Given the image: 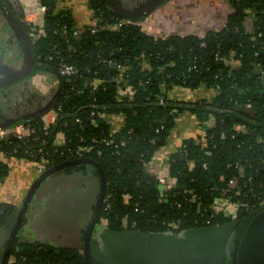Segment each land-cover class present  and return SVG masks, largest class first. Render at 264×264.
<instances>
[{
  "label": "trees",
  "instance_id": "obj_1",
  "mask_svg": "<svg viewBox=\"0 0 264 264\" xmlns=\"http://www.w3.org/2000/svg\"><path fill=\"white\" fill-rule=\"evenodd\" d=\"M89 1L94 17H100L103 23L112 22L111 18L118 15L109 9L106 0ZM40 2L47 11L45 34L36 46L39 61L54 66L63 56L79 66L81 73L72 80L65 78L60 99L63 114L49 132L43 130L41 119L27 123L36 133L28 138L9 135L0 139V151L29 160L45 156L49 160L46 170L64 165L55 172L82 165L75 163L78 159L95 162L104 183L98 222L105 219L117 231L179 232L226 224L231 218L216 212L214 202L228 187L229 180L236 179L244 187L240 196L232 198L252 207L239 212L237 249L251 219L264 209L258 206V197L264 194V0H230L231 13L225 26L204 36H156L148 34L141 25L130 24L118 30L83 28L79 38L72 36L76 21L69 10L59 9L57 0ZM253 13L250 31L247 21ZM64 25L68 26L67 36L61 34ZM231 58L240 62L237 69L227 63ZM104 59L127 68L125 82L116 81L119 72ZM145 62L149 68L144 67ZM193 65L197 68L190 72ZM257 65L261 71L255 76ZM95 74L101 83L93 92L84 82ZM163 85H206L215 87L218 94L211 102L174 101L168 98ZM129 86L134 92L132 97L124 95ZM163 96L165 102L160 104ZM211 105L218 109L210 108ZM187 110L202 125L210 116L215 117L216 123L206 131L205 147L189 139L172 154L169 172L177 185L168 192L167 200H161L157 180L146 171L144 162L167 142L176 117ZM99 113H120L125 116V125L112 134ZM60 132L70 138L71 146L80 144L83 137L85 144H94L95 148L85 157L70 156L65 148L53 145ZM111 138L113 143L108 145L106 141ZM7 174V165L0 161V181ZM191 191L199 197L197 203L189 201ZM108 204L110 208L106 210ZM14 209L11 204L0 205V228ZM125 216L129 220L127 228L122 221ZM132 222H136L134 228ZM171 222H175V228ZM10 255L15 257V264H90L71 249L21 242L17 237Z\"/></svg>",
  "mask_w": 264,
  "mask_h": 264
},
{
  "label": "crops",
  "instance_id": "obj_2",
  "mask_svg": "<svg viewBox=\"0 0 264 264\" xmlns=\"http://www.w3.org/2000/svg\"><path fill=\"white\" fill-rule=\"evenodd\" d=\"M24 4H35L37 0H13ZM62 9L69 10L76 24L88 26L93 24L94 11L89 0H57ZM124 3L138 4V0H122ZM231 13L230 0H168L157 11L143 20V26L148 34L156 36H168L174 34H196L205 35L212 30H219L226 24L227 17ZM23 56L16 40L6 23L0 20V63L18 68L23 64ZM232 63L236 64L233 60ZM261 71V70H258ZM23 83V82H22ZM20 83V85H22ZM51 89V88H50ZM50 90H43L42 95ZM172 99L188 102L201 100L211 101L218 91L214 87L201 85L198 87H187L172 85L168 88ZM0 93V121L8 120L15 115L10 112L12 97ZM250 108V107H248ZM107 121L113 130H119L124 122L120 113H108ZM215 118H211L206 125L200 124L197 116L187 110L179 114L171 130L167 142L158 148L151 159L145 164V169L153 176L167 177L169 173V162L172 154L178 152L185 140L194 139L199 144L203 129L206 126L215 125ZM205 146V145H204ZM183 153V152H182ZM3 162L8 167V174L0 181V205L11 204L16 208L25 206L24 216L18 228L17 239L21 242L32 244H45L50 247L68 248L85 257L86 230L84 229L85 218L77 216L71 205L81 206L84 195L87 197L90 183L86 179L68 180L69 173L66 171L45 173L33 162L26 158L8 157ZM170 174V173H169ZM85 181V183H84ZM88 183V184H87ZM76 200L73 201L74 197ZM80 196L82 197L80 202ZM77 198H79L77 200ZM78 203V204H74ZM81 208V207H80ZM98 225H94L91 237L101 232ZM104 225V224H103ZM6 231L0 233V246L4 240ZM192 240L193 237H186ZM159 245L168 244L167 247H175L179 240L169 243L160 241ZM149 248H155V243H148ZM91 246V244H90ZM166 248V247H165ZM96 244L92 243L91 253H98ZM175 251L167 258L168 264L174 262ZM163 263V262H162Z\"/></svg>",
  "mask_w": 264,
  "mask_h": 264
},
{
  "label": "water",
  "instance_id": "obj_3",
  "mask_svg": "<svg viewBox=\"0 0 264 264\" xmlns=\"http://www.w3.org/2000/svg\"><path fill=\"white\" fill-rule=\"evenodd\" d=\"M106 1L108 7L116 14L132 21L141 22L168 0H145L142 4L133 7H127L122 0ZM0 16L9 26L24 59L22 66L18 68H10L0 63V92L26 81L38 72L51 74L58 81L57 88L46 103L25 115L0 121V129H10L39 120L54 108L64 94L65 78L58 67L38 61L36 46L40 42V38L33 40L28 31V25L19 16L11 0H0ZM256 69L260 70L261 66L257 65ZM254 75L258 76L260 72L256 71ZM181 157H184V153H181ZM75 163H82V167H86L90 173H99V165H96L92 160L83 158L76 160ZM63 166L47 170L45 173L52 174ZM27 202H25V206ZM25 206L23 209L16 208L8 216L5 226L0 228V233L6 231L0 246V264H8L11 244L17 237L18 228L27 207ZM240 223L241 219L237 218L222 225L183 229L179 232H142L131 229L117 231L108 225L101 224L99 225L101 232L95 233L91 237L94 229V222H92L89 226L87 224L83 226L87 231L85 258L90 264H168L165 256L168 254V258L175 251L173 259L176 264H264V209L251 219L242 233L237 249H235L237 228ZM188 236L193 237L191 241L187 240ZM157 239L166 243L175 239L179 241L184 239V242H179L172 248L167 247L168 244L159 245ZM94 242L99 251L96 255L91 253ZM148 243H155L153 246H158L149 248Z\"/></svg>",
  "mask_w": 264,
  "mask_h": 264
},
{
  "label": "built area",
  "instance_id": "obj_4",
  "mask_svg": "<svg viewBox=\"0 0 264 264\" xmlns=\"http://www.w3.org/2000/svg\"><path fill=\"white\" fill-rule=\"evenodd\" d=\"M57 4H58V1H57ZM58 8L62 9L59 5H58ZM24 10H25L24 19L27 21V23L32 24V26H33L31 35L33 37H36V38H41L45 34V28L44 27H45V15H46L47 7L45 5H43L40 2V0H37V2L35 4H27L24 7ZM253 16H254V13L252 15H250V17L247 21L248 22V29L250 31L253 30V23H254V17ZM111 19H112V22H110V23L107 22L108 24L103 23V20L98 16L94 17L93 24H90L88 26H79L78 24L75 23V26H73V28H72V36H73V38H79L83 28L85 29L87 27H90L92 29V31H96L98 28H108V29H112V30H118V29L122 28L123 26H127L130 24L141 25L144 28L143 21H141V22L132 21V20L123 18L120 15L113 16ZM61 34L65 35V36L69 35V30H68L67 25L63 26V28L61 29ZM200 36H204V35H200ZM50 59H52V57H49V60ZM233 60L234 59H232V58L228 59L227 63L230 64L233 69H237L239 67L240 62L238 60H234L236 62V64H234V63H232ZM103 62L106 63L107 65L113 66L115 68V70H117V72H119V75L117 76V79H116L117 82H119V83L125 82L124 78H125V74L127 73L126 67H124L121 63H113L110 59H104ZM56 66L58 67V69L60 70V72L64 76V78H67L68 80H72L73 78H75L76 76H78L81 73V68L79 66H76L74 64L69 63L63 56L58 57ZM144 67L149 68L147 62L144 63ZM196 68H197L196 65H193L192 67L189 68V71L191 72ZM55 81H56V85H57L58 81L56 79H55ZM100 83H101L100 78L95 74L94 76H89V77L85 78L84 85H85V87L90 88L91 91L94 92L99 88ZM162 87H163V90L166 92V95L168 96L169 99L174 100V101H180V100L172 99L170 97L169 92H168L169 87H167L166 85H163ZM133 94H134V92L131 89V86H129L127 88L126 92L124 93V95L130 96V97H132ZM211 101H209V102H211ZM164 102H165V96L160 98V104H164ZM186 102H188V101H186ZM59 104H60V101L54 108L49 110L41 118V120L43 122V130L46 133L50 131L52 126H54L56 124V122L59 120V118L63 114V106L61 104L60 105ZM248 107L251 108V105H249ZM210 108L218 109L215 105L214 106L211 105ZM92 115H94V113H92ZM99 115L107 121V117H106L107 114L99 113ZM123 117H124V122H123L122 127L125 125V116L123 115ZM211 118H215V117L210 116L209 120ZM215 122H216V120H215ZM121 128L119 130L111 129V133L116 134L117 132H119L121 130ZM208 128H209V126L204 127L203 134L200 137V143L199 144L202 147H205L207 144V139H206L205 135H206V131ZM35 133H36V130L31 126H28L25 124L24 125H18L16 127L10 128V129H0V139L6 138L9 135H11L17 139L28 138ZM94 141L95 140H93L92 142H94ZM80 142H81L80 144H77L75 146H71L70 145V143H71L70 138H68L63 132H60L55 136V139L53 140V145L59 149L65 148V150L68 152V154L70 156H74V157H78V158L85 157L87 154L91 153V151L95 148L94 144H90V145L85 144V140L83 137L80 138ZM106 142L108 145H110L113 143V139L111 138V139L107 140ZM124 144H125V141H122L121 145H124ZM97 153L100 154V151ZM8 157H13V153L10 151H7V150L6 151H3V150L0 151V161H3ZM31 161L40 170H45L48 163H49L48 158H46L45 156H42L39 160H31ZM144 163L146 164L147 161ZM145 164H144V167H145ZM169 164H170V162H169ZM204 167H207L206 164L204 165ZM191 169H193V166H191ZM169 173H168L167 177L155 176V178L157 180L156 181L157 187L159 189L158 196L161 200H167L168 192L174 190L176 185H177L176 180L173 177H171V175ZM252 179H253V177L251 176L248 178V181L251 182ZM243 187L239 184L238 180L230 179L228 187L226 189L222 190L220 196L217 197V199L214 202L215 211L218 213H222L226 217L231 218V221L238 218V215H239V212L241 211V209H244L246 211L247 210L250 211L252 207H250L248 204L243 203L241 201H235L232 198L233 196H240L242 193ZM190 193H191V197L189 198V201L192 203H197V201L199 200V197L197 196V194L194 191H191ZM229 193H231L232 195H229ZM253 195L255 196V193H253ZM258 206L259 207L264 206V194L261 195L260 197H258ZM109 208H110V205L108 204L106 206V210H108ZM122 221H123V226L125 228H127L128 224H129V220L127 219V216H125L122 219ZM101 223L104 225H108V222L105 219H102ZM135 226H136V222H132L131 227L134 228ZM170 226L172 228H175L176 227L175 222H171ZM167 231H173V230L168 229ZM15 262H16L15 257L11 256L9 264H15Z\"/></svg>",
  "mask_w": 264,
  "mask_h": 264
},
{
  "label": "flooded vegetation",
  "instance_id": "obj_5",
  "mask_svg": "<svg viewBox=\"0 0 264 264\" xmlns=\"http://www.w3.org/2000/svg\"><path fill=\"white\" fill-rule=\"evenodd\" d=\"M11 1L13 3L14 7L18 9L19 16L28 25V27H29L28 31L30 32V35H31L33 26H32V24L27 23V21L24 19V14H25L24 7L27 4L21 5V2H19V1H13V0H11ZM138 1H139L138 4L136 3L133 5L132 4L131 5L126 4L123 1L122 2L127 7H133V6L142 4L145 0H138ZM110 10H112V9H110ZM0 20H1V16H0ZM6 27L10 30V28L7 24H6ZM10 32H11V30H10ZM32 38H33V40L37 39L36 37H33V36H32ZM38 61H39V59H38ZM39 62L45 63V62H41V61H39ZM45 64H47V63H45ZM54 66L57 67L56 65H54ZM7 67H10V66H7ZM10 68H12V67H10ZM38 73L42 74L41 72H38ZM38 73H36V74H38ZM34 76L26 80V81H28V83L25 86H24L25 81H23L24 83H22V85H20V83L15 84V85L10 86L9 88L5 89L4 91L0 92L1 94L5 95V96H6V93L10 94L12 96L9 98V100H12L11 106L9 107V109H11L10 112H13V115H15V116H20L19 114L25 115V114L31 112L32 110L38 108L40 106V105H38L39 102H41L42 100H45L43 102L46 103L50 99L51 95L54 93L55 89L57 88L55 77L53 76L52 79H50L49 76H46L43 83L46 85L51 84L48 88V90H50V91L49 92L47 91V93H46L47 96L42 95L40 93L42 91L38 90L36 83L34 84ZM22 98H23V101H22ZM62 171H66V173L70 174L69 177L67 178L68 180H73V179L77 180L78 178H80V180L86 179L85 181L90 183V187L88 188V192H87L88 195H87V197L84 195V197H85L83 199L84 202H82L81 206L71 205L72 209L74 207L73 211L76 210L77 216L80 217V209H81V211H82L81 215H83L85 217L83 219L84 224H87L88 226L92 222H94V225H98V223L102 224L101 222H98L99 212L97 211L99 209V206H101L102 203H104V199H102V193L104 191L103 190L104 183H103V180H102L100 174L97 172L90 173L87 171V168L86 167L83 168L82 165H78L76 167H69V168H66V169L58 171V172H62ZM85 181H84V183H85ZM76 197L77 196L74 197L73 201L76 200ZM78 199L79 198H77V200ZM81 199H82V197L80 196V202H81ZM74 204H78V203H74ZM86 233H87V231H86ZM10 257H11V255H10ZM9 261H10V258H9ZM9 261H8V264H9Z\"/></svg>",
  "mask_w": 264,
  "mask_h": 264
},
{
  "label": "rangeland",
  "instance_id": "obj_6",
  "mask_svg": "<svg viewBox=\"0 0 264 264\" xmlns=\"http://www.w3.org/2000/svg\"><path fill=\"white\" fill-rule=\"evenodd\" d=\"M25 1V0H24ZM157 11V10H156ZM155 11V12H156ZM154 12V13H155ZM149 18V17H148ZM46 76H49L50 77V79H52V77H53V75H51V74H40V73H38V74H36L35 76H34V84L36 83V85H37V87H38V90H40V91H43V90H48V88H49V86L51 85V84H49V85H46V84H44L43 83V81H44V79H45V77ZM27 84V83H26ZM25 85V84H24ZM22 101H23V98H22ZM21 101V102H22ZM11 110V109H10ZM225 216V215H224Z\"/></svg>",
  "mask_w": 264,
  "mask_h": 264
}]
</instances>
